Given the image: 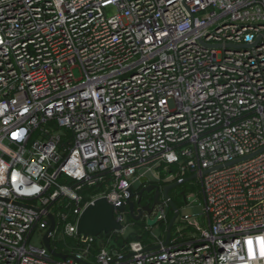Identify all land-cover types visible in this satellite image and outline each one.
Segmentation results:
<instances>
[{"label": "built area", "instance_id": "2783aa9c", "mask_svg": "<svg viewBox=\"0 0 264 264\" xmlns=\"http://www.w3.org/2000/svg\"><path fill=\"white\" fill-rule=\"evenodd\" d=\"M193 176L190 233L165 246L147 224L151 246L91 259L89 205ZM50 214L52 239L64 223L77 241L65 261L32 243ZM262 248L264 0H0V264H264Z\"/></svg>", "mask_w": 264, "mask_h": 264}, {"label": "water", "instance_id": "95a60500", "mask_svg": "<svg viewBox=\"0 0 264 264\" xmlns=\"http://www.w3.org/2000/svg\"><path fill=\"white\" fill-rule=\"evenodd\" d=\"M252 156L248 157L251 158ZM208 172H206L207 174ZM198 177L193 176L186 179L184 182H175L172 184H164L163 181L155 182L149 186L143 187L138 193L130 190V198L125 204L116 206L111 204L106 198H99L94 201L93 204L89 205L77 222V234L79 236L85 237H95L97 239L101 238L102 235H109L113 233H122L126 230L127 225L122 221L121 217L117 214L124 215L130 214L135 220H141L144 212L151 215L154 212L155 207L161 203V199L164 198L169 201L170 207L174 212V215L169 222L166 238L164 245L168 246L171 241L172 231L176 225L180 210L176 203L173 201L171 192L174 190H179L183 185L188 182L195 181ZM147 194H154L148 201L147 205L140 207L143 196ZM138 196V202L134 201L135 197ZM181 196L185 198V191L181 193ZM153 200V206H150V201ZM51 226L49 230L45 233L42 240V245L54 258L65 261L71 256L58 253L54 250L52 246V236L56 229V219L50 214L49 216Z\"/></svg>", "mask_w": 264, "mask_h": 264}, {"label": "trees", "instance_id": "16d2710c", "mask_svg": "<svg viewBox=\"0 0 264 264\" xmlns=\"http://www.w3.org/2000/svg\"><path fill=\"white\" fill-rule=\"evenodd\" d=\"M164 168L161 169V176L164 177ZM171 171H176L175 167L171 168ZM187 188H191V191L194 193H198V195H201V186L200 184L195 180L186 183L180 188V191H185ZM100 189L94 188L90 191V194H97L99 193ZM180 193H178L179 195ZM176 195V197H173L172 194V199L178 206V208L182 205L180 196L181 195ZM62 211L66 212V209L63 208ZM171 220V218H170ZM169 220V222H170ZM125 224L128 226H132L134 231L132 234H130L128 237H126L123 233H113L109 235H102L101 238L97 239L95 241V245L92 250V257L91 259L94 260L95 255L99 252L100 247L106 246L109 242L113 243V247L117 249H128L129 245L132 242L139 241L142 242L144 245L147 247L151 246L152 243V238H151V233L147 231L146 228V221L144 219L141 220H135L132 218V216L128 213L126 214V220ZM169 224V223H168ZM168 224H162L161 225V230H162V239L166 236ZM180 223H176L174 226V229L172 231V234H174L179 227ZM65 227V224L63 223L61 226L59 225L57 229V233L55 234L54 238L52 239V246L54 250H56L58 253H63V254H71L74 250L75 247L77 248V241L72 238L65 236L63 234V229ZM192 231V229H189ZM74 248V250H73Z\"/></svg>", "mask_w": 264, "mask_h": 264}, {"label": "rangeland", "instance_id": "374dc122", "mask_svg": "<svg viewBox=\"0 0 264 264\" xmlns=\"http://www.w3.org/2000/svg\"><path fill=\"white\" fill-rule=\"evenodd\" d=\"M148 178L150 179H154L153 175H149ZM140 188L139 184H136L134 186V190H138ZM142 188V187H141ZM180 189L179 190H173L171 192L173 197H176V195H178ZM182 193V191H181ZM181 193L179 195H181ZM178 195V196H179ZM182 205L179 207L180 210V216L179 219L177 221V223H180V225L184 226V233H190L191 231L189 229V227H187L186 223L182 224L181 219L184 216H190L191 219L194 218H199L200 216H202L204 214V200H203V196L198 195V193H194L191 191V188H187L185 190V198L183 196H180ZM155 212V211H154ZM153 214H151L150 216L146 217L145 221L147 222L148 225L153 226L154 227V233L156 235V237H162V230H161V225L164 223H160L157 219V211ZM170 218L173 215V213L170 211ZM134 231V229L132 228V226H127L126 230L124 232H122L126 237H128L130 234H132V232ZM42 237L43 234L39 233L36 234L32 240V243L36 246L41 244L42 241Z\"/></svg>", "mask_w": 264, "mask_h": 264}, {"label": "flooded vegetation", "instance_id": "af4514ba", "mask_svg": "<svg viewBox=\"0 0 264 264\" xmlns=\"http://www.w3.org/2000/svg\"><path fill=\"white\" fill-rule=\"evenodd\" d=\"M179 193H181V191H179ZM153 195H154V194H150V195L145 194V195L143 196V200H142V203H141L140 207H137V208H141V207L146 206L147 203H148V201H149V199H150ZM136 201L138 202V200H136ZM153 202H154L153 200L150 201V206H151V207L153 206Z\"/></svg>", "mask_w": 264, "mask_h": 264}, {"label": "snow or ice", "instance_id": "6c2138e0", "mask_svg": "<svg viewBox=\"0 0 264 264\" xmlns=\"http://www.w3.org/2000/svg\"><path fill=\"white\" fill-rule=\"evenodd\" d=\"M248 243H249V245H251L252 242L249 241ZM262 254H264V248H262Z\"/></svg>", "mask_w": 264, "mask_h": 264}, {"label": "crops", "instance_id": "0c3cea01", "mask_svg": "<svg viewBox=\"0 0 264 264\" xmlns=\"http://www.w3.org/2000/svg\"><path fill=\"white\" fill-rule=\"evenodd\" d=\"M171 169V168H170ZM161 175V174H160ZM162 177V176H161ZM166 177V174L164 173V177H162V178H165ZM153 178L155 179V177L153 176Z\"/></svg>", "mask_w": 264, "mask_h": 264}]
</instances>
